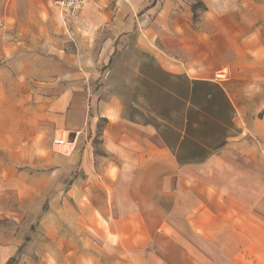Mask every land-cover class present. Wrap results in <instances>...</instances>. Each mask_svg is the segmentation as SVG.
Instances as JSON below:
<instances>
[{
  "label": "crops",
  "instance_id": "obj_1",
  "mask_svg": "<svg viewBox=\"0 0 264 264\" xmlns=\"http://www.w3.org/2000/svg\"><path fill=\"white\" fill-rule=\"evenodd\" d=\"M53 1L2 0L0 264H264V0Z\"/></svg>",
  "mask_w": 264,
  "mask_h": 264
},
{
  "label": "rangeland",
  "instance_id": "obj_2",
  "mask_svg": "<svg viewBox=\"0 0 264 264\" xmlns=\"http://www.w3.org/2000/svg\"><path fill=\"white\" fill-rule=\"evenodd\" d=\"M102 69H101V71H102ZM56 137L57 138L61 137V138L64 139L63 132L57 134ZM66 146H67V150L65 151V153H67L69 151V146L68 145H66ZM51 147H52V143H51ZM54 149L59 151L57 146H55ZM44 172H46V170H44ZM46 174L47 173H45V177H46ZM55 178L57 179V183L58 182H60V183L62 182V183L59 184V186H57L55 189L44 188L43 185H41V187H40V199H41V202H43L42 199L44 198V196L46 197V199L43 202V204L41 203L40 211L37 214L33 213L34 214V219H33L32 224L29 226V222L30 221L29 220L28 221H26V220L24 221L25 228L29 226L30 227L29 229L35 230V229H38V227L40 229L43 227V224H42V222L44 220L43 217L49 213V203L47 202V200H49L48 198H51L54 195L57 198L60 197V200H56V201H58V203L53 204L51 206L52 208H54V210L56 212H60V211L63 210L64 207H67L68 209L70 208L69 212H73V214L76 215L75 214V210L76 211L80 210V208H79L80 206L74 202V200L71 198V196H69V193H68V189L69 188L67 187V185H65V182H67L68 179L65 178L64 174H62V173L57 175ZM43 183L47 184V182H45L44 180H43ZM43 183H42V180H41V184H43ZM65 202H67V204H65ZM28 206L31 207V205H28ZM48 223H49V219H48ZM46 224H47V221H46ZM29 232H30V230H29ZM28 234H29L28 236H25V242H26L25 246L27 245L25 249H27V247L30 249V247L32 245L47 244L49 241L52 240V238L44 236L43 234H41V231H40V235L39 236L33 235L31 233H28ZM61 243H64L63 237H61ZM79 245H80V243L77 242V245H74V246H75V248H79ZM77 254H79V252H76V255ZM18 259H19V256H18V258H16V262L18 261Z\"/></svg>",
  "mask_w": 264,
  "mask_h": 264
},
{
  "label": "built area",
  "instance_id": "obj_3",
  "mask_svg": "<svg viewBox=\"0 0 264 264\" xmlns=\"http://www.w3.org/2000/svg\"><path fill=\"white\" fill-rule=\"evenodd\" d=\"M88 2V0H54L53 4L58 7L62 12V18L65 22H72L78 17L83 6ZM4 26L3 20V4L0 0V28ZM109 75V68L104 66L100 72L101 79H106ZM64 143L61 137H58L52 141V147L58 146ZM63 152V151H62Z\"/></svg>",
  "mask_w": 264,
  "mask_h": 264
},
{
  "label": "bare ground",
  "instance_id": "obj_4",
  "mask_svg": "<svg viewBox=\"0 0 264 264\" xmlns=\"http://www.w3.org/2000/svg\"><path fill=\"white\" fill-rule=\"evenodd\" d=\"M57 147H58V150H59V151H63V152H65V151L67 150V146H66V145H62V144H60V145H58Z\"/></svg>",
  "mask_w": 264,
  "mask_h": 264
},
{
  "label": "trees",
  "instance_id": "obj_5",
  "mask_svg": "<svg viewBox=\"0 0 264 264\" xmlns=\"http://www.w3.org/2000/svg\"><path fill=\"white\" fill-rule=\"evenodd\" d=\"M15 261V258H11L9 259V261L7 262V264H12Z\"/></svg>",
  "mask_w": 264,
  "mask_h": 264
}]
</instances>
